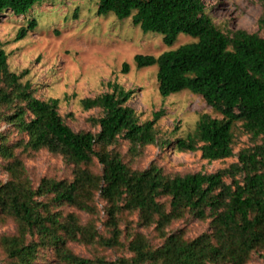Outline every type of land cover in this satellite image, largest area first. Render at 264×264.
I'll use <instances>...</instances> for the list:
<instances>
[{
	"label": "trees",
	"instance_id": "obj_1",
	"mask_svg": "<svg viewBox=\"0 0 264 264\" xmlns=\"http://www.w3.org/2000/svg\"><path fill=\"white\" fill-rule=\"evenodd\" d=\"M46 1L0 0V14L27 18L21 39L37 28L32 12ZM97 12L131 17L144 32L163 35L167 46L180 34L192 36L134 60L138 68L158 65L162 96L189 90L219 117L202 113L192 132L164 139L156 126L162 113L141 121L127 103L133 91L109 81L111 91L81 99L84 110H102L89 119L99 129L74 130L59 111L60 99L38 98L34 83L24 80L28 69L12 70L0 44V123L9 126L0 131V169L8 176L0 180V226H15L0 235L5 263L249 264L255 253L264 254V37L223 31L204 0H99ZM129 69L124 62L122 72ZM239 123L256 143L213 173L170 174L157 162L140 169L127 160L149 145L200 150L209 161L232 157ZM15 132L21 136L12 138ZM42 149L71 164L72 178L44 176L36 184L24 153ZM188 218L208 221L209 230L188 237L185 228H173ZM137 227L153 228L161 241ZM72 243L91 255L77 253ZM109 250L129 255L112 259Z\"/></svg>",
	"mask_w": 264,
	"mask_h": 264
},
{
	"label": "rangeland",
	"instance_id": "obj_2",
	"mask_svg": "<svg viewBox=\"0 0 264 264\" xmlns=\"http://www.w3.org/2000/svg\"><path fill=\"white\" fill-rule=\"evenodd\" d=\"M206 10L215 24L225 32L244 29L264 37V0H204ZM99 0H48L40 5L32 15L38 19V26L18 39L21 26L27 24L26 17L11 13L0 14V44L7 51L12 70L21 73L28 69L24 80L29 79L37 87V97L43 100L60 99L59 111L74 130H97L91 124V117H100L99 108L84 110L81 99L109 92V81H117L133 95L127 102L140 114L141 121L161 116L156 126L164 139L186 136L192 132L202 113L213 117L219 115L206 103L201 95L182 90L169 96H162L158 89V65L138 68L134 57L138 53L159 55L181 44L194 41L192 36L180 34L172 46L164 43L163 35L144 32L132 22V18L118 19L114 14L99 15ZM124 62L130 65L129 72H122ZM9 128L0 123V131ZM14 133L12 138L20 137ZM122 142L123 152H128V143ZM256 140L245 132L241 123L235 128L234 156L209 161L202 152H178L171 146L163 149L149 145L138 154H129L127 160L135 168H146L157 162L167 173L187 172L213 173L237 161L241 149L253 146ZM25 163L37 184L44 176L72 178V165L62 156H56L42 149L24 153ZM7 174L0 169V180ZM103 206L102 201L99 202ZM65 210H73L64 207ZM137 219V217H136ZM134 226H137L134 223ZM174 229L185 228L188 237H194L209 230V222L188 218L177 221ZM12 222L0 226V235L13 232ZM138 230L148 234L154 243L153 228ZM77 253L90 256V250L82 244L72 243ZM106 254L116 259L129 255L109 250ZM264 255V254H263ZM255 253L249 264H264V256ZM0 251V264H6Z\"/></svg>",
	"mask_w": 264,
	"mask_h": 264
}]
</instances>
